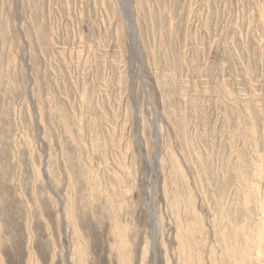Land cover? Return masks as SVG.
Returning <instances> with one entry per match:
<instances>
[{
    "label": "rangeland",
    "instance_id": "obj_1",
    "mask_svg": "<svg viewBox=\"0 0 264 264\" xmlns=\"http://www.w3.org/2000/svg\"><path fill=\"white\" fill-rule=\"evenodd\" d=\"M125 234L128 264H264V0H0V264Z\"/></svg>",
    "mask_w": 264,
    "mask_h": 264
},
{
    "label": "bare ground",
    "instance_id": "obj_2",
    "mask_svg": "<svg viewBox=\"0 0 264 264\" xmlns=\"http://www.w3.org/2000/svg\"><path fill=\"white\" fill-rule=\"evenodd\" d=\"M157 224V223H156ZM157 226V225H156ZM78 232V231H77ZM122 235V234H121ZM155 235V234H154ZM78 237H80L79 239H82L81 237V235L79 234V236ZM122 237V236H121ZM125 237H126V234H125ZM154 237V236H153ZM122 238H124V236L122 237ZM127 239V237L126 238H124V240H122V244H123V247H122V249H124V251H121L120 252V254H121V256H122V263L121 264H128L129 263V261H130V256H129V252L128 251H126V248H127V246H128V240H126ZM151 239H152V237H151ZM149 240V242H148V244H147V246H146V250H144V253H143V255H142V264H144L145 263V261H146V259H147V254H148V252L149 251H151L152 253H153V258H154V261H153V264H156V258H157V256H156V253H155V251L152 249V240ZM155 239V238H154ZM120 243V244H121ZM155 243V242H154ZM79 245H77V257L79 258V260H82L83 261V264H86V262H85V249H84V245L82 244V242H80V243H78ZM169 261V260H168Z\"/></svg>",
    "mask_w": 264,
    "mask_h": 264
}]
</instances>
